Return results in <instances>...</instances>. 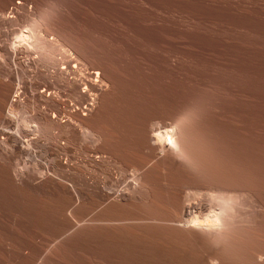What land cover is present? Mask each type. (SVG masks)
I'll return each mask as SVG.
<instances>
[{
	"label": "bare ground",
	"instance_id": "1",
	"mask_svg": "<svg viewBox=\"0 0 264 264\" xmlns=\"http://www.w3.org/2000/svg\"><path fill=\"white\" fill-rule=\"evenodd\" d=\"M151 6L0 0V264H264V96Z\"/></svg>",
	"mask_w": 264,
	"mask_h": 264
},
{
	"label": "rangeland",
	"instance_id": "2",
	"mask_svg": "<svg viewBox=\"0 0 264 264\" xmlns=\"http://www.w3.org/2000/svg\"><path fill=\"white\" fill-rule=\"evenodd\" d=\"M144 1L182 27L190 52L173 62L183 63L189 75L204 83L233 81L242 93L264 96V0Z\"/></svg>",
	"mask_w": 264,
	"mask_h": 264
},
{
	"label": "snow or ice",
	"instance_id": "3",
	"mask_svg": "<svg viewBox=\"0 0 264 264\" xmlns=\"http://www.w3.org/2000/svg\"><path fill=\"white\" fill-rule=\"evenodd\" d=\"M18 2H20V0H18ZM86 90H87V89H86ZM161 127L163 128V126H161ZM168 131H169V132H172V133H176V132H177V128H169ZM157 134H159V133H157ZM167 143H168L169 145H172L173 147H175V143H174V140H173L172 136H169V137L167 138Z\"/></svg>",
	"mask_w": 264,
	"mask_h": 264
}]
</instances>
